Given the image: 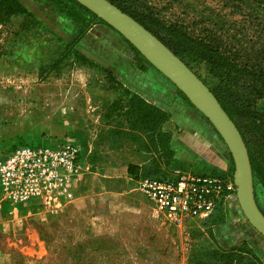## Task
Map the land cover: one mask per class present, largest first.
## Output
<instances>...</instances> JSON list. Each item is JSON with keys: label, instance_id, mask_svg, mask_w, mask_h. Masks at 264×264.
Returning <instances> with one entry per match:
<instances>
[{"label": "rangeland", "instance_id": "obj_1", "mask_svg": "<svg viewBox=\"0 0 264 264\" xmlns=\"http://www.w3.org/2000/svg\"><path fill=\"white\" fill-rule=\"evenodd\" d=\"M20 1L22 7L10 0H0V92L11 99V103L2 106L5 113H0V156L21 142L57 143L65 135L72 134L81 143L84 177L69 203L43 220H29L26 229L17 235H0V262L5 263L4 259H8L11 264H34L31 259L40 260L46 256L40 233L43 227L56 221L63 226L74 225L75 232L82 236L116 237L123 243L127 253L124 257L134 264H264V239L246 221L236 197L223 205L216 220L190 219L174 224L157 216L152 203L137 189L138 181L143 177H168L174 170L196 172L191 166H183L178 158L189 157L182 145L185 142L191 144V139L182 136L183 139L177 140H183L180 141L182 144L171 145L172 133H184L181 124L183 118L188 117L183 109L187 104L178 96L176 87L159 72L151 71L150 77L156 82V105L162 104L160 107L168 118L173 116L178 122L173 132H167L170 140L169 148H166L164 140L151 139L135 126L136 116L127 111L130 107L129 91L121 82L116 79L108 81L107 78L99 82L102 90L110 86L117 92L116 98L105 105L98 100L92 103L89 96L92 95L88 84L91 72L82 66L79 69V62L101 69L112 68L106 57L112 58L116 53L123 56L122 48L132 51L142 62L122 37L97 23L78 46L89 61L80 57L70 62L66 59L61 63H65L63 66L60 64L52 70V61L42 66L33 65L30 62L33 58L24 46L29 49L43 44L60 53L63 47L57 38L74 35L77 26L72 22L60 23L62 16L46 0ZM125 1L128 3L125 6L142 14L149 28L161 37L184 36L189 45L199 43L210 53L222 55L223 59L218 61L225 68L224 73L230 75V85H234L238 95L253 102L256 116L252 117H264V97H257L252 92L253 87L260 89L258 78L264 81V3L258 0ZM4 2L10 3L11 11ZM25 8L32 15L24 13ZM64 29L71 33L66 34ZM17 53L27 58L28 63L16 59ZM126 61L124 72L115 70L122 73L123 82L127 79L125 71L131 64L136 65L135 60ZM194 66L204 80L212 81L209 66ZM139 81L141 84L136 95L145 101L147 96L144 95L151 93H141L145 81L141 78ZM91 85L94 86L92 82ZM162 91L169 92L167 101L159 98ZM54 108L64 112L65 116L70 113L76 118H41L43 113ZM234 120L249 141L258 163L254 191L264 212V138L258 133L253 118L234 116ZM30 134L37 137L30 139ZM195 140L196 146L192 149L205 146L200 138ZM167 149L173 151L172 157ZM122 154L137 155L143 164L138 177L130 173L129 176L135 179L128 181L126 192L116 201L119 208L109 212V200L103 194L104 174ZM197 172L206 174L207 171L198 169ZM80 213H110L112 231L98 234L82 231L77 224ZM249 250L253 251L252 255L247 253Z\"/></svg>", "mask_w": 264, "mask_h": 264}, {"label": "trees", "instance_id": "obj_2", "mask_svg": "<svg viewBox=\"0 0 264 264\" xmlns=\"http://www.w3.org/2000/svg\"><path fill=\"white\" fill-rule=\"evenodd\" d=\"M12 1L16 3L17 6L22 7L20 0H10V2ZM46 1L51 3L56 8L58 15L62 16V18L60 19V23L67 24V22H72L77 26V31H75L74 35H65L64 38H57V41H59L63 47V50L60 51V53H56V51L46 47L43 44H36L29 49H27V46H24V48H26V51L29 50L28 55L33 58L30 61L33 65L42 66L45 63L52 61L53 64L50 68L52 70L59 66L64 60H66L71 55H74L78 58L80 57L81 59L86 61L88 60V58L85 57L82 53H80V51L78 50V46L95 24H103L114 32H116L113 28H111L109 25L99 19L96 15H94L92 12H90L88 9H86L74 0ZM109 1L116 5L123 12L131 16L141 25H143L158 39H160L161 42L166 45L177 57H179L207 85V87L215 95L223 109L228 113V115L238 127L243 137V140L246 143L252 164L255 189V174L258 163L254 158L253 150L249 141L246 139L241 128L234 120V116L242 119L253 118L256 121V125L259 129L258 133L263 138L264 117H252V115L256 116V113L252 109L253 102H249L246 98L241 97V95H238L239 93L235 91L234 85H230L229 81H232V79L230 75L228 76L224 73L225 68H223L222 64L218 61L223 59L222 55H220L219 53H210V51H208L206 48L199 46V43L193 46L189 45L184 41L186 40L184 36L178 37V35H169L167 37H161L149 28V26L146 24L145 19L142 17V14L136 12L130 7L125 6L128 4L125 0ZM258 1L260 3H264V0ZM6 3L7 7L11 11L12 7H10V3ZM6 3L4 2V4ZM23 12L32 15V13L29 10H26V8ZM18 13L20 14L21 12L19 11ZM64 30L66 34L71 33L67 29ZM122 39L141 58L142 62L140 61L139 65L142 70L146 69L148 66L157 71L128 41H126L123 37ZM16 56V59L23 61L24 63H28L27 58L22 57L21 53H17ZM90 63L93 65L92 61H90ZM202 64H206L207 66H209L208 71L210 73L209 75L212 81L207 82L202 78V76L197 72V70H195L196 67L194 65L200 68ZM165 79L168 80L167 78ZM258 80L259 84H261L260 89H256L253 87L252 92L257 97H264V81L260 78H258ZM177 93L185 101H187L189 105H191L188 99L184 96V94L178 89ZM129 104L130 107L127 111L131 115L136 116L135 120H137V124L135 123V126H138V129L143 133H146L147 136L151 139L157 137L161 140H164L165 144H167L166 148H169L168 141L170 140V134L163 131L162 129L163 123L168 118L166 112L156 104L153 105L150 103H146V101H144L141 97L136 94L131 95ZM203 118L209 123V121L204 116ZM168 155L169 157H172L173 151L169 150ZM228 155L230 164L229 170L230 175H232L233 161L229 153ZM131 168H129V172L132 174H136L137 167ZM144 178L156 177L147 176L141 179ZM255 198L257 201L256 193ZM218 213L219 211L206 220H216ZM74 227V225L63 226L56 221L49 223L47 227H43L40 233V238L45 244L47 254L40 260L31 259L32 261H34V264H134L133 261L124 257V255L127 253L124 251L125 248L123 246V243L119 241V239L117 240L116 237L109 235L82 236L81 234L75 232ZM247 253L252 255L253 251L249 250L247 251Z\"/></svg>", "mask_w": 264, "mask_h": 264}, {"label": "built area", "instance_id": "obj_3", "mask_svg": "<svg viewBox=\"0 0 264 264\" xmlns=\"http://www.w3.org/2000/svg\"><path fill=\"white\" fill-rule=\"evenodd\" d=\"M82 148L75 135L57 143L21 142L0 156V198L9 214L38 201L45 210L57 211L72 198L84 175ZM138 191L167 221L180 224L206 220L236 195L232 175L201 174L174 170L171 176L144 178Z\"/></svg>", "mask_w": 264, "mask_h": 264}, {"label": "crops", "instance_id": "obj_4", "mask_svg": "<svg viewBox=\"0 0 264 264\" xmlns=\"http://www.w3.org/2000/svg\"><path fill=\"white\" fill-rule=\"evenodd\" d=\"M121 37V36H120ZM121 52L123 53V56L119 57L116 53L115 56L112 58L106 57L107 62L110 63L112 68H106L103 67L98 68L95 66H89L86 64V62H79L78 68L82 66L83 69H86L87 71L91 72L90 75V92L92 95H89L92 103H96L98 100L100 104H107L109 103V100H113L116 98V90H114L113 87L109 88L107 87V90H102L100 88L99 82H103L104 79L111 81L113 79H116L117 81L121 82L122 85L126 86L129 91V97H131L132 94H137L139 91L138 87H140V81L139 79H143L145 81L144 84H142V91L141 93L150 92L151 94H146L144 96H147L145 98V101L147 103L156 104V101L154 97H156L155 92V80H153L150 75H152V69L151 67H148L144 70L140 67V61H138L135 57V55L132 53V51L127 50L125 48H122ZM132 50V49H131ZM119 50H115L117 52ZM76 60L77 57L74 55H71L67 58V62H70L72 60ZM109 59V60H108ZM123 59V60H122ZM135 60L136 65L131 64V67L127 69L125 72L127 74V79H124V82L122 81V73H117L115 70H122L124 72L125 62L126 60ZM66 62V61H64ZM65 64V63H64ZM64 64H61L63 66ZM87 67V68H86ZM151 78V80H150ZM138 80V81H137ZM91 82L94 84L91 85ZM97 84V85H96ZM178 94V93H177ZM170 94L168 91H162L159 95V98L162 100L167 101ZM180 97V95L178 94ZM184 100V99H183ZM11 103V99L8 98L6 94H3L0 92V113L4 112L5 108L2 106L4 104ZM183 107L184 111L188 114V117H184L182 120V126L184 127V133H181V135L173 132V127L177 125L178 122H176V118L173 116H169L167 120L163 123L162 129L165 132H173L172 133V139H171V145L173 144H182L183 140L180 143V141H177L178 138L183 139L182 136L189 137L191 139V144L182 145V149L184 148V153L189 152V157L181 158L178 157L179 160L181 159L183 162V166L190 167L191 169H196V172L192 173H198V169H206V174H225L230 175L229 170V155L228 151L226 149V146L224 145L223 141L219 137L218 133L214 130V128L203 118V116L191 105L185 101ZM162 106V104H159ZM163 107V106H162ZM61 108V107H60ZM93 109V108H91ZM5 113V112H4ZM201 116V117H200ZM75 115H71L70 113L65 116L64 112H61L59 109L54 108V110L47 111L43 113L42 119H52L56 120L59 118L62 119H68L73 120ZM76 118V117H75ZM74 125L75 122H72ZM71 125L72 127H74ZM51 130V129H50ZM65 130V129H63ZM189 132V133H186ZM65 134V133H63ZM33 135V134H32ZM30 134V139L36 138L37 136H33ZM37 135V134H36ZM200 138L203 148L200 149H192V146H196V138ZM210 139V141H208ZM201 144V143H200ZM222 144V145H221ZM184 146V147H183ZM173 148V147H172ZM223 148V149H222ZM119 157L116 159V162L108 166V172L104 174L105 181L103 184V194L107 195V199L109 200V212H114L116 208H119V205H117V200L119 197L123 196V192H126V188L128 187V181L131 178L129 176V168L131 167H137V173L135 174L136 177H138L139 168H141L143 164V160H140V157L137 155H130V154H122L118 155ZM227 156V157H226ZM83 176L79 178V181L76 183V186L74 188V191L72 193V198L75 197V190L77 186L80 184V181ZM135 179V178H134ZM140 179V178H138ZM73 201V200H72ZM10 208L1 201L0 198V235L4 237H12L14 235H17L18 233H21L26 228V223L33 219V218H39V219H45L47 215L52 210H45L41 203L38 201H34L29 203L26 206L19 207L14 214H9ZM110 213L103 214V215H87L80 213L79 220L77 221L78 227L88 233V234H98V233H108L112 231V222H111ZM98 223V228L96 227ZM1 260V259H0ZM5 263L1 264H11L8 262V259H4ZM15 264V263H12Z\"/></svg>", "mask_w": 264, "mask_h": 264}, {"label": "water", "instance_id": "obj_5", "mask_svg": "<svg viewBox=\"0 0 264 264\" xmlns=\"http://www.w3.org/2000/svg\"><path fill=\"white\" fill-rule=\"evenodd\" d=\"M113 28L167 78L213 126L233 161L236 200L249 225L264 239V214L254 191L252 164L243 137L207 85L160 39L109 0H74Z\"/></svg>", "mask_w": 264, "mask_h": 264}]
</instances>
